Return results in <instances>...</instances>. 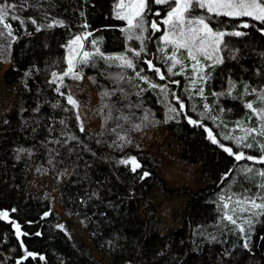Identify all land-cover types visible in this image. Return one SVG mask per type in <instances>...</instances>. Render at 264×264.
Segmentation results:
<instances>
[{
    "label": "trees",
    "instance_id": "obj_1",
    "mask_svg": "<svg viewBox=\"0 0 264 264\" xmlns=\"http://www.w3.org/2000/svg\"><path fill=\"white\" fill-rule=\"evenodd\" d=\"M10 2L20 3L21 0ZM115 2L28 0L30 6L17 13L25 20V25L21 27L18 21H9L18 39L10 48L8 41H3L0 65H7L2 73L3 81L9 87L18 88V101L0 116V211H8L10 219L28 233L21 239L35 258L28 257L22 264H264V240L260 239L264 236V223L255 226L251 252L243 249L238 233L230 232L217 223L220 214L216 202L221 194L241 193L249 187L255 192L254 185L244 178L242 172L245 165H253L249 161H235L219 145H213L205 131V128L210 129L221 143L234 151L241 150L223 137L229 132L241 134L238 130L233 131L235 121L244 119L248 110L243 107L242 99L227 95L217 97L213 96V92H225L229 78L237 84L234 96L243 91L244 83L256 88L264 83V35L259 31L262 25L250 18H225L224 27L228 30H233V26L242 21L254 27L237 29L246 32L245 36L226 37L228 48L238 50V59H230L232 52L224 51L225 63L212 71L211 80L204 85L206 99L194 91L190 96L186 92L189 81L184 77L172 78L180 80L181 84L169 85L170 89L186 105L185 113L174 119H168L174 115L168 112V106L178 108L175 99L169 96L165 100L158 89L137 96L135 93L139 89L123 83L122 87L129 93L127 99L117 92L116 96L102 100V92H112L116 87L108 73L114 75L120 69L109 68L103 61H99L96 67L85 68L83 75L97 94L96 109L100 124L98 129L81 133L75 119L77 110L65 112L63 109L71 106L48 81L52 79L53 71L60 74L66 69L67 49L62 46L84 31L82 25L85 22L90 25L88 31H92L96 39L103 37L100 47L106 54L125 51L124 34L119 31L124 22L114 17ZM156 7L153 6V11ZM81 12L84 16L80 15ZM30 17L36 18L40 24L53 19L62 20L66 27L36 33V26L30 23ZM159 35L156 34L157 37ZM134 46L138 47V44ZM149 47L155 54L149 58L166 71V66L160 62V54L156 52V43L151 42ZM86 48L91 50L90 44L86 43ZM139 67L146 69L143 64ZM257 70H260V75H257ZM25 72L30 75L25 76ZM144 74L154 77L147 70ZM126 75L134 77V72L126 70ZM134 82L147 89L146 84ZM154 82L164 84L167 81L154 77ZM66 83H70V78H65V86ZM65 86L61 91L67 94ZM243 99L253 100L254 97ZM113 101H119L116 107L124 115L134 114L131 123L120 121L127 131L117 129L131 141L124 143L122 148L109 147L116 140V135L111 132L115 123L112 120L105 122L107 109L101 111L104 104ZM129 101L136 106L130 109ZM205 103L211 106L212 111L202 119ZM220 108L225 111L219 112ZM120 112L114 115L119 116ZM146 113L150 114L148 121L143 120ZM211 116L220 118L214 121ZM187 117L202 120L204 127L188 124ZM62 119L66 121L67 128L59 123ZM136 124L141 125L139 129L133 127ZM154 126L165 128L169 137L179 145L177 157L181 162L200 165V188L170 189L165 186L158 174V161L143 149L135 137V132ZM67 135L77 136L82 143L68 141L64 144ZM57 139L62 143L56 144L54 141ZM98 140L101 143H97ZM20 148L27 151L20 153L17 160V149ZM243 150L247 154H258L255 149ZM129 156H135L142 165L137 173H132L130 166L117 163ZM52 158L55 163L50 164ZM229 169H234L233 173L222 182V175ZM143 171L149 172L150 176L142 181L139 175ZM30 174L50 177L56 195L47 190H28L26 178ZM152 188H157L164 195L186 197L179 227L161 233V222L149 196ZM54 203L67 217L63 225L68 226L69 221H75L84 227L94 248L107 256V263L93 256L85 244L57 227L60 218ZM13 208L17 211L12 212ZM45 212L49 213L46 217ZM261 219L264 220V217ZM23 255L24 249L16 239L15 230L8 221L0 220V264H16V260ZM40 256L45 259L40 260Z\"/></svg>",
    "mask_w": 264,
    "mask_h": 264
},
{
    "label": "snow or ice",
    "instance_id": "obj_2",
    "mask_svg": "<svg viewBox=\"0 0 264 264\" xmlns=\"http://www.w3.org/2000/svg\"><path fill=\"white\" fill-rule=\"evenodd\" d=\"M29 6L28 0H21L20 3L0 0V49L3 48V41H8L10 48L12 43L18 39L9 21H18L20 26L23 27L25 20L17 13L23 12ZM153 6H157L155 11H153ZM113 11L115 19L124 22V26L119 28L126 41L124 52L112 55L102 51L100 44L103 43V37L99 40L96 39L94 33L88 31L90 25L87 22L82 25L84 31L81 34L74 35L66 45L62 46L67 49L65 57L67 67L60 74L53 71L51 73L52 79L48 83L55 85L56 93L63 96L67 104L71 106V108L65 107L63 109L65 112L79 108L78 101L71 94L61 91L62 87L65 86V78L81 80L85 68L96 67L99 61H103L109 68L116 67L120 71L114 75L108 73L109 78L113 80L116 87L112 92H102L100 94L102 100L106 97L116 96L117 92L121 94L123 99H127L129 93L122 87L123 83L139 89L135 93L137 96H141L148 90L158 89L165 100L169 96L175 99L178 108L168 106V112L174 114L170 115L168 119H174L185 113L186 105L181 97L170 89L169 85L179 86L181 84L180 80L172 78L184 77L189 81L186 92L191 96L194 91L196 95L206 99L204 85L211 80L212 71L225 63L224 51L227 49L232 52L230 59H238L236 54L238 50L232 51L228 48L229 41L226 40V37L238 38L245 36L247 35L246 32L237 29L254 27V25L242 21L238 25H234L233 30H228L224 27L225 18L228 20L250 18L262 25L259 31L264 35V0H119L118 3L114 4ZM80 15L84 16V12H81ZM149 17L153 18L150 19ZM157 17L159 19H156ZM29 19L30 23L36 26V33H40L44 29L66 27L62 20L53 19L51 22L40 24L36 18L30 17ZM45 19H47L46 13ZM157 33H160L158 37L156 36ZM151 42L156 43V52L160 54V62L166 66V71H162L161 67H158L154 60L149 58L155 55L149 47ZM86 43L90 44L91 50L86 48ZM135 44H138V47L134 46ZM140 64L146 65V69L144 67L138 68ZM129 69L134 72V77L130 78L126 75V70ZM146 70L153 73L159 81L167 82L164 84L154 82L153 76L144 74ZM260 74V70H257V75ZM29 75V72H25V76ZM134 81L146 84L147 89L140 88L139 84ZM236 87V82L229 78L228 89L223 93L213 92V96L227 95L232 96L234 99L240 98L243 100V107L248 111L245 112L244 119L235 121L236 127L233 129V131L238 130L241 134L233 135L232 132H229L223 137L225 140L232 141L236 148L241 150L234 151L232 147L221 143L210 129L205 128V131L208 133V140L213 145H219L235 161H249L253 165H245L242 172L244 178L254 185L255 192L249 187L241 193H224L218 197L216 202L217 211L220 214L217 223L223 228H228L230 232L238 233L239 238L243 241V249L251 252L255 226L264 223V220L261 219L264 217V83L259 88L244 83L242 85L243 91L234 96L233 93ZM247 96H253L254 99H243ZM117 103L119 101L104 104L101 111L107 109L104 115L105 122L112 120L115 123V127L111 129V132L116 135V140L109 147L122 148L124 143H130L131 141L125 135H121L117 129H120L121 132L127 131L120 121L131 123V116L134 114L130 112L128 115H124L116 107ZM56 106L53 105V107ZM134 106L136 105L129 101L128 107L131 109ZM203 108L202 119L212 111L208 103H205ZM36 111H39V109H36ZM224 111V108L219 109V112ZM228 111H231V109H228ZM115 112H120V115H114ZM149 115L146 113L143 120L148 121ZM219 118L218 116H211L214 121ZM75 119L79 131L81 133L85 132L78 111L75 113ZM252 120L255 123L249 124L248 121ZM187 122L193 126L204 127L202 120L197 121L187 117ZM4 123H7V121H4ZM59 123L67 128L65 120L62 119ZM140 126L139 124L133 125L135 129H139ZM62 135L65 134L62 133ZM68 141L82 143L75 135H67L63 143L67 144ZM118 141L123 143H118ZM54 142L56 144L62 143L59 139ZM97 143H101V141L98 140ZM243 149H255L258 154H247ZM25 151L27 150L24 148L17 149V160L20 159L19 154ZM49 163H55L54 158L50 159ZM117 163L118 165L130 166L132 173H137L142 167L135 156L121 158ZM256 165L260 167H255ZM233 171L234 169H229L228 172H225L221 177V181L228 179ZM149 176V172L143 171L139 175V179L143 181ZM11 211L16 212L17 209L13 208ZM48 215V212L44 213L45 217ZM0 220L8 221L11 224L15 230L16 239L20 241V247L24 249V255L16 260V264H22V261L28 257L35 258V254L27 251L21 239V237L28 235V233L21 230V225L10 219L8 211H0ZM57 227L64 230V225H58ZM36 235L39 236L40 233L37 232ZM260 239L264 240V236ZM213 240H215V237H213ZM39 259L44 260L45 257L40 256Z\"/></svg>",
    "mask_w": 264,
    "mask_h": 264
},
{
    "label": "rangeland",
    "instance_id": "obj_3",
    "mask_svg": "<svg viewBox=\"0 0 264 264\" xmlns=\"http://www.w3.org/2000/svg\"><path fill=\"white\" fill-rule=\"evenodd\" d=\"M116 0L115 3H118ZM81 34V33H77ZM7 65H0V116L8 112L18 101L17 87H9L3 81V72ZM67 94H71L79 104L76 109L84 124L85 130L98 129L100 117L97 114L98 99L97 94L90 84L88 78L83 75L81 80H73L66 83ZM135 137L140 142L145 151L152 154L159 163L158 174L163 179L165 186L170 189L179 187H189L192 189L200 188L201 168L200 165H190L179 160V145L172 140L166 129L160 126H154L145 131L135 132ZM28 190H47L56 195V189L51 184V178L47 175L40 177L28 175L26 178ZM150 198L155 206L157 216L160 219V231H166L170 228L179 227L182 224V215L186 202L185 196L164 195L157 188H152ZM54 208L59 213L60 224L63 225L67 217L60 212V207L54 203ZM68 226L64 225V231L74 237L75 240L87 246L93 256L107 263L108 258L97 251L92 245L84 227L78 222L69 221Z\"/></svg>",
    "mask_w": 264,
    "mask_h": 264
}]
</instances>
